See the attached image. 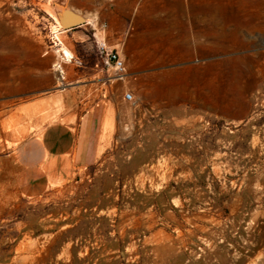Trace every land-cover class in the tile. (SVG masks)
<instances>
[{
    "label": "rangeland",
    "instance_id": "1",
    "mask_svg": "<svg viewBox=\"0 0 264 264\" xmlns=\"http://www.w3.org/2000/svg\"><path fill=\"white\" fill-rule=\"evenodd\" d=\"M50 123L67 174L20 156ZM0 264H264V0H0Z\"/></svg>",
    "mask_w": 264,
    "mask_h": 264
},
{
    "label": "crops",
    "instance_id": "2",
    "mask_svg": "<svg viewBox=\"0 0 264 264\" xmlns=\"http://www.w3.org/2000/svg\"><path fill=\"white\" fill-rule=\"evenodd\" d=\"M83 21H85L84 18ZM63 31L64 30H61L60 32ZM60 32H58V34ZM74 37H79V35L74 33ZM59 43L62 44L61 41H59ZM64 47L68 49L66 46ZM138 53V56L126 59L130 67L144 66V64L148 62L147 60L150 59V57L148 58L145 56V51L142 49H140ZM165 60L166 56L163 50L160 48L157 49L153 54V61L155 63H161ZM81 66V68H76L75 78H86L87 87H94L95 83H97L96 81L101 78V69L95 64L88 65L85 68L83 65ZM96 76H98L99 79H96ZM46 122H50V120ZM81 137L78 139L65 124L50 123L43 128L39 137L30 134L19 142L20 156L22 159L28 161L31 167L44 169L43 174H67L70 171L71 165H73V152L76 148L80 149L82 147Z\"/></svg>",
    "mask_w": 264,
    "mask_h": 264
},
{
    "label": "built area",
    "instance_id": "3",
    "mask_svg": "<svg viewBox=\"0 0 264 264\" xmlns=\"http://www.w3.org/2000/svg\"><path fill=\"white\" fill-rule=\"evenodd\" d=\"M99 52L102 54V58L105 62H112L114 67L118 70L123 69V60L120 58L117 51H113L112 49H107L104 43L99 45ZM126 98H130V93H125Z\"/></svg>",
    "mask_w": 264,
    "mask_h": 264
},
{
    "label": "water",
    "instance_id": "4",
    "mask_svg": "<svg viewBox=\"0 0 264 264\" xmlns=\"http://www.w3.org/2000/svg\"><path fill=\"white\" fill-rule=\"evenodd\" d=\"M83 22V17L72 10H68L64 13L63 18H61L60 23L63 28H71L74 25Z\"/></svg>",
    "mask_w": 264,
    "mask_h": 264
},
{
    "label": "bare ground",
    "instance_id": "5",
    "mask_svg": "<svg viewBox=\"0 0 264 264\" xmlns=\"http://www.w3.org/2000/svg\"><path fill=\"white\" fill-rule=\"evenodd\" d=\"M215 42V41H214ZM62 51H63V55L64 58H67L69 56V51L68 49H66L64 46H62ZM17 138H15L14 140H16ZM18 140V139H17Z\"/></svg>",
    "mask_w": 264,
    "mask_h": 264
}]
</instances>
